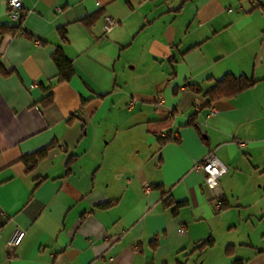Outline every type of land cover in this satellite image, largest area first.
<instances>
[{
	"label": "crops",
	"instance_id": "crops-1",
	"mask_svg": "<svg viewBox=\"0 0 264 264\" xmlns=\"http://www.w3.org/2000/svg\"><path fill=\"white\" fill-rule=\"evenodd\" d=\"M21 1L16 28L0 0V264H264V0ZM228 72L256 81L191 86Z\"/></svg>",
	"mask_w": 264,
	"mask_h": 264
},
{
	"label": "trees",
	"instance_id": "trees-1",
	"mask_svg": "<svg viewBox=\"0 0 264 264\" xmlns=\"http://www.w3.org/2000/svg\"><path fill=\"white\" fill-rule=\"evenodd\" d=\"M23 18V12H20V17L17 21H14V26L16 28H19L20 21ZM7 29L6 27L2 26L0 27V33ZM53 59L56 62V65L58 67V77L60 80H67L70 78L73 69L70 59L66 58L60 50H56L53 54ZM256 79L250 76H247L246 74L240 73V74H234V73H225L222 77L216 79L215 83L206 88L202 89V87L198 84H192L191 86L195 88L197 91H203L204 95L208 97L207 104H210V102L216 98L219 97H231L236 95L238 92L250 87L255 83ZM46 102H50L52 99V93L49 92L47 94ZM192 118H190L191 122ZM160 143L163 144L168 141H177V137H173L171 134H167L166 136H159ZM46 151V148H41L38 151H35L34 153L30 155H26L24 158L25 162L27 164L33 163L32 161L37 157L38 155H43ZM151 187L159 189L162 197V203L164 206H171L174 205V211H177L181 205L184 204L183 200L177 201L173 198L171 192L169 189H165L164 185L161 183H153L151 184ZM218 202H220V208H225L228 206V203L225 198L222 196H218ZM111 204V202H105L99 204L101 207H105L107 205ZM213 242V239L211 237L204 238L199 242L196 249L202 250L207 245H210Z\"/></svg>",
	"mask_w": 264,
	"mask_h": 264
},
{
	"label": "built area",
	"instance_id": "built-area-1",
	"mask_svg": "<svg viewBox=\"0 0 264 264\" xmlns=\"http://www.w3.org/2000/svg\"><path fill=\"white\" fill-rule=\"evenodd\" d=\"M21 6V0H7V14L12 21H17L19 19V9L21 8ZM114 23L115 19H113L110 15H107L105 17L104 30H110L113 27ZM167 134H171L173 137L178 136L176 131L164 133L163 136H166ZM240 144H243V142L241 141ZM193 168L204 171V182L210 188H213L218 184L219 177L226 170L225 164L212 151H209L199 161L195 162ZM23 234V229H16L12 237L9 239L8 243L10 245L18 244L23 237Z\"/></svg>",
	"mask_w": 264,
	"mask_h": 264
}]
</instances>
